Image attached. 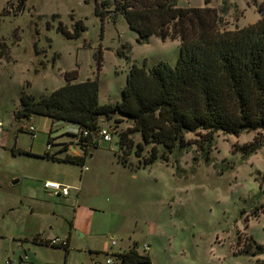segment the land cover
Returning <instances> with one entry per match:
<instances>
[{"label": "rangeland", "instance_id": "rangeland-1", "mask_svg": "<svg viewBox=\"0 0 264 264\" xmlns=\"http://www.w3.org/2000/svg\"><path fill=\"white\" fill-rule=\"evenodd\" d=\"M100 1L0 0V259L7 255L18 264L17 255L26 254L19 264H122L112 250L135 246L144 254L145 243L150 262L138 264H264V142L247 155L241 150L253 139L264 140V132L215 131L204 149L198 145L203 131L186 133L190 144L173 149L168 161L143 166L130 151L123 165L116 141L131 124L125 119L102 118L111 141L84 152L75 141V123L38 114L16 117L21 94H50L64 84L65 71H76L73 82L97 78L99 102L108 103L120 98L131 64L151 68L176 61L178 39L149 36L137 42L123 16L113 12V0H105V17L94 13ZM176 5L216 7L223 29L264 17V0H176ZM77 19L85 26L78 37L56 30L60 23L71 31ZM48 136L50 152L60 157L70 153L72 142L81 156L87 151L91 156L82 165L12 152L15 147L42 154ZM132 139L140 141L139 134ZM47 178L66 182L69 195L45 192ZM36 232L69 233L67 254L62 247L32 244ZM247 236L262 249L246 252ZM111 240L116 244L105 249Z\"/></svg>", "mask_w": 264, "mask_h": 264}, {"label": "trees", "instance_id": "trees-1", "mask_svg": "<svg viewBox=\"0 0 264 264\" xmlns=\"http://www.w3.org/2000/svg\"><path fill=\"white\" fill-rule=\"evenodd\" d=\"M106 6L107 1L102 0L94 7L101 19ZM112 10L123 16L136 33L137 42H146L149 36L178 39L176 61H159L151 68L131 64L120 98L108 103L99 102L97 78L73 82L76 71H65L64 84L50 94L38 98L21 94L16 117L38 114L75 123L77 143L84 149L97 146L95 135L102 118H115L116 122L125 119L131 124L118 132L116 141V158L123 165L130 151L142 159L143 166L158 158L168 161L173 149L190 144L184 138L186 133L203 131L198 145L204 149L215 131L235 136L243 131L264 132V17L239 28L223 29L216 7L184 8L177 6L176 0H113ZM84 29L81 19L74 21L71 31L60 23L56 27L66 38H76ZM3 53L2 48L0 58ZM83 130L87 135L81 134ZM134 134H139L140 141H133ZM263 142L253 139L241 150L247 155ZM70 145L75 146L72 142L67 148ZM12 152L83 164V157L72 153L57 157L48 151L34 154L15 147ZM62 248L67 254V246ZM243 248L254 254L262 246L247 236ZM114 256L122 264L150 262L149 255L137 252L135 246Z\"/></svg>", "mask_w": 264, "mask_h": 264}, {"label": "built area", "instance_id": "built-area-1", "mask_svg": "<svg viewBox=\"0 0 264 264\" xmlns=\"http://www.w3.org/2000/svg\"><path fill=\"white\" fill-rule=\"evenodd\" d=\"M1 130H2V123L0 121V131ZM26 130L31 135V137H34V130L35 129H34L33 125H29ZM81 134L83 136L87 135V130H83ZM95 139H96L97 143H98V141L109 142V141H111L112 136H111L110 131L101 125L100 128L96 132ZM75 141L78 142V138H75ZM49 149H50V143L48 142L46 144L45 150L48 151ZM83 169L86 170V167L83 166ZM43 186L47 189H50L54 195H62V196H66L69 192V189H70L69 186L63 185V184L56 182V181H53V180L44 181ZM46 242L50 246H60V247L67 246V241L63 237H57V236L50 237V238L46 239ZM110 244L114 245L115 241L111 240ZM141 248L144 251V253L146 251H148V246L145 243H143L141 245ZM27 258H28L27 255L24 254V256H22L21 259L27 260ZM111 261L112 260L110 258L106 259L107 263H110ZM2 262H3V264H10L11 259L9 257H4L2 259Z\"/></svg>", "mask_w": 264, "mask_h": 264}, {"label": "crops", "instance_id": "crops-1", "mask_svg": "<svg viewBox=\"0 0 264 264\" xmlns=\"http://www.w3.org/2000/svg\"><path fill=\"white\" fill-rule=\"evenodd\" d=\"M83 147V149H84V146H82ZM88 148H85L84 149V152L87 150ZM92 149L94 150L95 149V147H93L92 146ZM92 150V151H93ZM46 151V150H45ZM49 153H54L55 154V156H57V157H60L57 153H56V151H53V152H50V149H49V151H48ZM90 151H87V153H86V155H88V156H91V154L89 153ZM72 154H75V155H78V156H81L78 152L77 153H72ZM85 153H84V155L83 156H81V157H83V164H84V158H85ZM82 164V165H83ZM83 170V169H82ZM47 180H53V181H56V182H59V183H61V184H63V185H67L68 186V184L66 183V182H63V181H60V180H56V179H54V178H47V179H45L44 181H47ZM44 183V182H43ZM43 183H42V188H43V190L46 192H48V193H51V190L50 189H47V188H45L44 186H43ZM70 187V186H69ZM67 195H69V192H68V194ZM66 195V196H67ZM56 196H61V195H56ZM68 222H70V224H69V226H70V229H73L74 228V226H75V223H74V220H69ZM33 237H35L36 238V240H32V238ZM50 237H54V236H52V235H49V234H47V235H41L39 232H36L35 234H33L31 237H30V240H31V243L32 244H34V245H37V246H39V245H47V244H43V242L42 241H45L46 239H48V238H50ZM63 238H65L66 239V241H67V249L70 247V243H71V239H70V234L68 233L67 235H64L63 236ZM23 239H28V238H26L25 236H24V238ZM39 239H41L42 241L40 242V241H38ZM110 243H111V241H110ZM110 243H108V244H104V247H105V249L106 248H108V247H110V246H112ZM115 244H116V242H115ZM98 249H96V251H97ZM119 251H117V250H112L111 251V253L112 254H114V253H118ZM121 252V251H120ZM5 257H9V256H5ZM28 257V256H27ZM4 258V257H3ZM3 258H1L0 259V262L3 264V262H2V259ZM10 259H11V263L10 264H14L13 262V258H11V257H9ZM22 258V256L21 255H17V263L19 264L20 263V261H25V260H23V259H21ZM29 258V257H28ZM27 258V259H28ZM36 259V258H35Z\"/></svg>", "mask_w": 264, "mask_h": 264}, {"label": "water", "instance_id": "water-1", "mask_svg": "<svg viewBox=\"0 0 264 264\" xmlns=\"http://www.w3.org/2000/svg\"><path fill=\"white\" fill-rule=\"evenodd\" d=\"M68 149H69L70 153H77L78 152V150L76 149V147L74 145H70ZM15 182H17V179L12 180V183H15ZM97 264H99V263H97Z\"/></svg>", "mask_w": 264, "mask_h": 264}, {"label": "flooded vegetation", "instance_id": "flooded-vegetation-1", "mask_svg": "<svg viewBox=\"0 0 264 264\" xmlns=\"http://www.w3.org/2000/svg\"><path fill=\"white\" fill-rule=\"evenodd\" d=\"M82 147V146H81ZM83 148V147H82Z\"/></svg>", "mask_w": 264, "mask_h": 264}]
</instances>
